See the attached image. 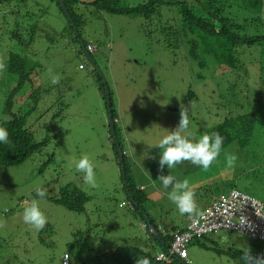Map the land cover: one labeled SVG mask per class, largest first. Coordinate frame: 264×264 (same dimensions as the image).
I'll return each mask as SVG.
<instances>
[{
  "label": "rangeland",
  "instance_id": "374dc122",
  "mask_svg": "<svg viewBox=\"0 0 264 264\" xmlns=\"http://www.w3.org/2000/svg\"><path fill=\"white\" fill-rule=\"evenodd\" d=\"M11 1L0 0V10L17 9L18 16H24L20 19L24 31L20 36L13 33L19 18L14 12L0 15L3 56L0 54V57L8 59V52L13 48L36 63L38 75H31V85L26 83L21 88L22 93L16 94L8 109H2L3 99L0 98V119L5 115L11 120V113H21L28 106H34L32 113L26 115L27 128L36 141L49 136L50 143L21 164L0 168V224L4 225L0 227V264H62L65 253L79 262L88 255H100L128 242L135 244V238L144 235L139 217L131 214L127 205L119 206L121 201L127 203V196L109 136L107 105L99 89L95 67L97 72V68L102 71L109 87L117 114L116 126L135 186L144 187V192H148L150 201L144 205L155 217L164 214L167 220L176 222L187 217L169 200L171 189H165L157 180L161 152L157 145L177 127L181 103L187 106L189 101H195V106L189 108L188 131L197 139L209 134L211 127L225 115L241 112L254 98L253 84L261 82L258 63L251 67L253 63L248 59H252V53L253 58L259 60L264 44L246 48V59L242 61L247 66V76L227 77L217 71L219 66L211 59L206 67H200L189 56L186 43L175 49L168 46L156 27V19L150 23L141 16L112 14L96 10L88 4L91 0H79L78 31L77 27L68 25V18L55 0H16V4ZM125 1L135 5L145 0ZM173 12L174 6L169 10L165 7L163 11L164 14ZM36 20L38 31L31 41L27 31ZM77 32L80 37H76ZM79 39L95 48L89 53L95 63L81 49ZM80 63L85 65L83 69L78 68ZM49 70L61 77L58 84L51 83ZM31 88L35 90L33 98L28 97ZM0 90L4 91L3 84ZM259 124L246 148L235 153L237 145L227 146L208 169L186 161L172 168L171 174L179 178L187 172L204 171L207 178L198 184V191L208 190L214 196L227 194L234 187L258 199L264 207V121ZM52 153L58 160L56 167L39 172ZM225 153L237 156L233 168L227 167ZM84 154L94 165V187L86 184L83 174L75 169V162ZM164 174H169L167 167ZM71 183L83 184L82 189L89 195L90 201L83 212H74L40 198L36 192L41 187L49 190L50 195H58L60 187ZM8 184L15 186L8 188ZM195 193L199 201L200 195ZM33 200L47 217L43 230L23 222V210ZM164 208L170 209V213L160 212ZM201 211L197 209L191 216ZM86 230L85 236L91 239L88 247L93 251H88L86 245L70 250L73 234ZM223 230L187 245L190 264H239L224 251H244L249 247L253 255L264 254V242ZM151 250L162 254L158 246Z\"/></svg>",
  "mask_w": 264,
  "mask_h": 264
},
{
  "label": "trees",
  "instance_id": "16d2710c",
  "mask_svg": "<svg viewBox=\"0 0 264 264\" xmlns=\"http://www.w3.org/2000/svg\"><path fill=\"white\" fill-rule=\"evenodd\" d=\"M64 2L71 16V22L78 29L80 25V18L77 13L79 0H64ZM88 4H91L96 10L112 14L141 16L150 23L156 19V27L164 36L168 46L175 49L186 43L189 56L197 61L200 67H206L211 59L220 67H217V71L222 72L227 77L235 75V77L241 79L243 76H247L248 69L242 61L246 59V48L264 44V0H145L135 5H130L125 0H91ZM57 5L63 10L59 4ZM172 6H174L173 14L163 13L165 7H168L169 10V8L172 9ZM13 12L18 17L19 11L12 9L10 14ZM16 22L17 25L13 33L20 36L24 28L20 25L19 18L16 19ZM71 22H67L70 27H72ZM37 31L38 23L36 20L30 24L27 31L31 41ZM76 37H80V32H77ZM83 45L87 50L88 44ZM242 47L245 50H241ZM253 56L254 54L251 53L252 59L250 58L248 61L253 63L251 67L258 63L259 79H261V82L256 81L253 84L252 88L256 92L254 98L246 104L241 112H237L235 115H225L224 119L212 126L209 132V134L219 132L224 137L223 149L230 145H237V149L234 150L235 153L247 147L257 127L260 126L259 123L264 121V62H260L264 59V49L258 56L259 60L253 58ZM5 61L7 68L5 71L0 72V83L4 86V91L0 90V94H2L0 98L3 99V110L9 108L11 99L21 87L26 83L31 85V75H38L36 63L28 61L26 55L18 54L13 48L8 52V59ZM92 61L95 63L93 58ZM95 69L96 67L93 70L98 78L99 89L106 103L104 84ZM1 80L3 81L1 82ZM234 86L235 84L232 85V87ZM34 94L35 90L31 88L28 97L33 98ZM190 94L193 93L190 91ZM110 101L114 131L112 132L109 129V136L118 161L122 187L127 196V203L121 201L119 206L127 205L130 213L138 216L140 222L145 223V226H142L145 229V234L135 238V244L128 242L126 245L117 246L113 250L105 251L100 255H88L80 259L79 262L72 260L69 254V264H135L138 257H146L149 259L150 264H186L175 256L170 257L168 263L162 262L157 259L152 250L144 247L145 243H149L154 244L152 246L154 248L158 246L161 251H166L170 242V232L183 226L178 227L173 220L170 222L164 214L165 220L156 221V218L145 209L144 204L150 198L141 188L135 186L133 174L130 172V166L126 161V154L121 143V135L116 126L117 114L113 108L111 96ZM33 109L34 106H28V109L21 113H11V120L1 117L0 126L7 129L10 143H0V168L21 164L32 153L35 151L40 152L50 143L49 136L36 141L32 131L27 128L29 124L26 121V115L32 113ZM118 147L121 148L122 158L119 156ZM46 161L39 168V172L44 173L50 166L56 167L58 164L54 153ZM53 171L56 172V168ZM14 186L15 184H8L7 187ZM82 187L83 184L80 183L66 184L59 188L58 195H50L51 192L46 189L47 194L44 198L74 212H83L90 200L87 191L83 190ZM160 212L164 213L163 209ZM166 212L170 213L169 211ZM86 233H88V230L73 234L69 249L71 250L76 246L82 248L85 245L88 247V242L90 243L91 239H89V236H85ZM209 233L211 232L195 237L191 241L198 240ZM141 242L144 244H140ZM87 250L93 251L89 247ZM240 264H243L241 260Z\"/></svg>",
  "mask_w": 264,
  "mask_h": 264
},
{
  "label": "clouds",
  "instance_id": "9594fccd",
  "mask_svg": "<svg viewBox=\"0 0 264 264\" xmlns=\"http://www.w3.org/2000/svg\"><path fill=\"white\" fill-rule=\"evenodd\" d=\"M7 13L10 14L11 11H3V15ZM18 17L19 20L23 18L22 15ZM6 68V61L3 58H0V72L5 71ZM49 74L51 77V83L53 85L60 82L61 77L58 74H51V70H49ZM20 90L16 94H18ZM194 106L195 101H189L187 106L181 103L179 112L180 119L177 127L174 130H171L167 136L162 138L157 145V147L161 150L159 158L160 175L158 176L157 180L161 182L165 189H171L168 192V198L176 205L178 211L181 214L189 215L195 214L198 209L196 193L190 186V181L188 179H184L183 181L177 180L176 177L171 174V169L187 161L206 170L213 163L217 162L222 153L224 143V137L221 136L219 132H212L211 134L205 133L199 139L189 134V108ZM0 143H10L9 133L7 129L2 126H0ZM225 157L227 161V167L233 168L238 159L237 156L234 154L229 155L225 153ZM165 167H167L169 170L168 175L164 174ZM75 169L77 172L83 174V179L86 184H89L93 187L96 185L94 165L88 155H82L81 158L75 162ZM36 192L40 198H44L47 194V190L43 188H37ZM22 218L25 224L34 227L36 230H43L48 223L46 215L40 209L36 200H33L30 206L23 210ZM3 226V224H0V227ZM142 226H145V223H142ZM167 251L168 249L166 251H161L162 254L159 256L156 254V256L159 257L161 261L168 262L169 258L172 256L166 257ZM65 254L67 255L65 257V264H69V254ZM65 254L63 255V259ZM175 257L179 258L177 256ZM179 259L184 261L186 264L191 263L189 259H187L189 262L182 258ZM240 260L243 262V264H264V254L253 255L252 250L249 247L248 249L244 250ZM135 264H150V261L146 257H138L135 261Z\"/></svg>",
  "mask_w": 264,
  "mask_h": 264
},
{
  "label": "built area",
  "instance_id": "2783aa9c",
  "mask_svg": "<svg viewBox=\"0 0 264 264\" xmlns=\"http://www.w3.org/2000/svg\"><path fill=\"white\" fill-rule=\"evenodd\" d=\"M94 49L92 45H87L89 53ZM78 67L81 69L84 65L79 64ZM221 229L239 232L264 242L263 203L236 188L227 194L220 193L199 214L189 217L185 228L170 233L166 257L177 256L187 260V245L193 238ZM66 256L62 261L64 264Z\"/></svg>",
  "mask_w": 264,
  "mask_h": 264
},
{
  "label": "crops",
  "instance_id": "0c3cea01",
  "mask_svg": "<svg viewBox=\"0 0 264 264\" xmlns=\"http://www.w3.org/2000/svg\"><path fill=\"white\" fill-rule=\"evenodd\" d=\"M15 2V0H12L10 3H14ZM14 7H9V9L8 10H12ZM1 9H3V11H4V8H1ZM3 11L2 10H0V15L1 16H3ZM89 43H91V42H89ZM1 58V57H0ZM79 65V64H78ZM84 67H85V65H84ZM83 69V68H82ZM0 87H1V84H0ZM27 89V88H26ZM25 89V90H26ZM24 90V91H25ZM22 93V92H21ZM20 92H19V94L18 95H20L21 94ZM15 96H17L16 94L13 96V99H14V97ZM13 99H12V101H13ZM10 103H11V101H10ZM4 118H8L7 116H5L4 115ZM182 178H184V179H188L189 181H190V186L192 187V189L195 191V192H197V194L199 193V195H200V199H199V201L197 200V205H198V209L199 210H204L206 207H208L210 204H211V201L218 195H214V196H212V195H210V192L208 191V190H204L203 191V189H201L200 191H198L199 190V188H200V186H198V184H200L201 182H203L207 177L204 175V171H202V172H200V173H198V172H195V173H191V172H187V173H185L184 175H182L181 177H179V178H176V179H182ZM143 191L145 190V188L144 187H142L141 188ZM233 189V188H232ZM232 189H230V190H232ZM229 190V191H230ZM228 191V192H229ZM147 195H148V192H147ZM150 201V200H149ZM201 202H205L206 203V205H204V206H200L199 204L201 203ZM145 206V209H147V210H149V207L147 206V205H144ZM169 211L170 212V209H167V208H164L163 209V212L164 213H167L166 211ZM152 214V213H151ZM167 214H169V213H167ZM152 216L154 217V218H156V221H163V220H165V218L162 216V215H160V214H156V217L154 216V214H152ZM189 217H191V215H189V214H187V217H183V218H180L177 222L175 221V219H171L170 220V222L173 220L174 221V223L176 224V225H178V227H181V226H183L182 228H178V229H183V228H185V226L187 225V223H188V218ZM142 223L143 222H140V224H141V226H142ZM160 224V223H159ZM143 228V227H142ZM143 231V233L145 232V229H143L142 230ZM224 231V230H223ZM226 231V230H225ZM227 232H232V231H227ZM233 232H235V231H233ZM239 233V232H238ZM145 234V233H144ZM245 235V234H244ZM141 236H143L142 234H140V237ZM144 239V238H143ZM144 244V243H143ZM154 244H149V243H145L144 244V247H146L147 249H149V250H151V248H153L152 246H153ZM201 246L202 247H206V245H204V244H201ZM218 252H219V250H217ZM152 252H153V254H157L158 256L160 255L159 253H156L155 252V250H152ZM227 255H229V256H232L233 255V257L234 258H236L237 260H238V263L240 264V257L242 256V254H243V250H239V249H236V250H234L233 252H231V251H224ZM190 260V259H189ZM162 262H166V261H162ZM191 262V261H190ZM168 263V262H167Z\"/></svg>",
  "mask_w": 264,
  "mask_h": 264
},
{
  "label": "water",
  "instance_id": "95a60500",
  "mask_svg": "<svg viewBox=\"0 0 264 264\" xmlns=\"http://www.w3.org/2000/svg\"><path fill=\"white\" fill-rule=\"evenodd\" d=\"M56 1L58 2L59 6L63 9L64 14L68 18V21L71 22L72 19H71V16L69 14V11H68V9H67V7L65 5L64 0H56ZM71 25H72V27H75L72 22H71ZM79 44H80L81 48L85 51L86 55L92 61V58L90 57L89 52L85 49V47L83 45V42L80 39H79ZM97 69H98V72L100 74V77L102 78V82L104 84V91H105V97H106V103H107V110H108V124H109L110 130L113 132L114 131V120L112 118V112H111L110 90H109V87L106 84V80L104 78V74L102 73V71L99 68H97ZM118 149H119V156H120V158H122L121 148L118 147ZM149 228H151V227H149Z\"/></svg>",
  "mask_w": 264,
  "mask_h": 264
}]
</instances>
